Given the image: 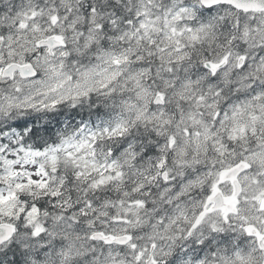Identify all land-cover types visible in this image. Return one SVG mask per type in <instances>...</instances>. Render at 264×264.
<instances>
[{"label":"snow or ice","instance_id":"snow-or-ice-1","mask_svg":"<svg viewBox=\"0 0 264 264\" xmlns=\"http://www.w3.org/2000/svg\"><path fill=\"white\" fill-rule=\"evenodd\" d=\"M0 264H264V0H0Z\"/></svg>","mask_w":264,"mask_h":264}]
</instances>
